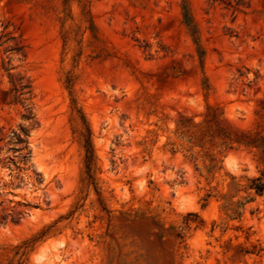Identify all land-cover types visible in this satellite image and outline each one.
Segmentation results:
<instances>
[{
  "label": "rangeland",
  "instance_id": "374dc122",
  "mask_svg": "<svg viewBox=\"0 0 264 264\" xmlns=\"http://www.w3.org/2000/svg\"><path fill=\"white\" fill-rule=\"evenodd\" d=\"M0 35V264H264V148L178 130L264 136V0H0Z\"/></svg>",
  "mask_w": 264,
  "mask_h": 264
},
{
  "label": "trees",
  "instance_id": "16d2710c",
  "mask_svg": "<svg viewBox=\"0 0 264 264\" xmlns=\"http://www.w3.org/2000/svg\"><path fill=\"white\" fill-rule=\"evenodd\" d=\"M184 16L186 19V22L189 26H191L192 20L191 16L189 15L187 7L184 5ZM3 35H0V41L2 39ZM9 39L14 40V44L12 46H9V51H14L17 53H20L22 55H25V48L23 45H21L18 41L15 40V38L12 36ZM5 42H0L1 45H3ZM11 69V68H9ZM7 69V70H9ZM11 77V83L12 88L11 90L14 92V101H22L23 96L26 94L32 93V86L29 80H26L24 77H17L16 79H13L12 75L9 73ZM81 119L82 127L80 131V135L83 138L84 142V148H85V167H86V173H87V179L89 182L93 183V175L92 172L94 170L95 162H96V155L94 151V147L91 140V129L88 125V121L86 120L84 114L77 109L74 108ZM32 112H30L29 109H27V114L25 115L26 118H32ZM207 125H204V122L194 123L190 124L189 122L180 121V124H178V130H180L182 134V139L186 138V141L191 144L190 150L193 149L195 146H199L200 148H204L206 142L212 141L216 137L222 138V144L225 145V147H232L233 145L237 146H246V147H262L264 148V136L257 133L253 136L252 133H238V132H232L224 128L220 125L219 122L214 120V118H209V115H207ZM20 133L14 132L13 136L17 143H26V139L22 136L24 133L27 135L26 128L22 127ZM193 157V155H191ZM213 162H215V158H211ZM216 167V164H212L210 167V170H213ZM249 189H253L258 194L264 193V180L263 178L256 177L250 180ZM209 196V195H208ZM37 239V238H36ZM35 239V240H36Z\"/></svg>",
  "mask_w": 264,
  "mask_h": 264
}]
</instances>
